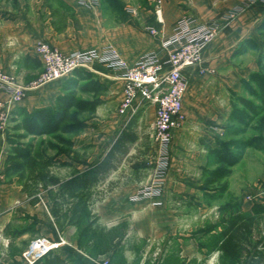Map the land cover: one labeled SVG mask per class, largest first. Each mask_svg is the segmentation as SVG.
<instances>
[{
    "label": "crops",
    "instance_id": "1",
    "mask_svg": "<svg viewBox=\"0 0 264 264\" xmlns=\"http://www.w3.org/2000/svg\"><path fill=\"white\" fill-rule=\"evenodd\" d=\"M17 1L15 9H0V64L8 71L12 67L10 64H19V76L23 79L41 71V62L34 52L39 41L65 52L110 44L124 61L132 65L148 52H155L164 61L167 50L163 42L172 35L176 22L184 16L198 23L218 26L215 36L202 48V62L186 65L182 69L188 82L182 99L186 119L182 128L172 136L167 178L161 196L138 201L132 199L148 182L131 178L116 190L123 195L105 198L98 203L97 211L102 223H126L124 236L129 241H143L138 249L123 250V264H219L218 258L228 257L220 244L230 219L238 213L246 217L251 215L253 222L259 216L264 217V193L255 202L242 201L229 218H217L212 213L216 204L208 205L217 196L208 197L205 194L212 191L206 189L204 182L207 171L218 165L213 155L217 140L223 139L233 125L230 114L236 96H248L242 88L241 79H247L250 72L258 69L254 60L240 62L244 55L257 49H248L237 55L234 50L246 38L258 43V49L263 48L258 34L262 31L259 24L264 18V0L252 3L246 0H160L161 20L156 18L155 0H148L145 7L130 10L126 22L115 25L107 23L99 0H27V10L25 0ZM2 12H5V17H2ZM57 13L67 15L62 33H58L55 27ZM150 27L157 32L151 33L148 30ZM4 38L8 40L3 41ZM85 69L93 72L112 95L111 99L120 103L123 89L121 70L97 59ZM163 70H168V64H164ZM63 81L57 79L26 90L16 106L32 110L54 105L56 96L63 92ZM8 91L0 88V100L7 97ZM154 119L155 104L141 102V95L138 94L133 104L113 119V125L119 128L112 145L124 132V123L127 128L147 129L148 126L153 127ZM85 140L80 137L79 142L74 141V144L84 145ZM141 140L138 134L132 140L127 139L124 142L127 148L125 156L130 153L131 146H140ZM144 145L148 155L157 160V142L149 138V143L144 142ZM4 157L0 134V172ZM57 232V224L48 207L43 208L40 201L32 203L21 185L0 181V264H25L24 245L36 236L54 240ZM126 243L123 241V244ZM156 249L159 252L154 255ZM68 250L71 251H65ZM59 251L55 252L61 254ZM249 260L246 258L245 264H249ZM81 261V264L103 263L100 259L96 261L85 257Z\"/></svg>",
    "mask_w": 264,
    "mask_h": 264
},
{
    "label": "rangeland",
    "instance_id": "2",
    "mask_svg": "<svg viewBox=\"0 0 264 264\" xmlns=\"http://www.w3.org/2000/svg\"><path fill=\"white\" fill-rule=\"evenodd\" d=\"M99 1L102 13L107 23L111 25L126 22L130 16V10L135 7H145L148 4V0ZM17 4V0H0V9H8L10 7L15 9ZM27 6L28 3L27 0H25L24 7L26 10ZM2 17H5V12H2ZM55 17V27L58 33H62L66 25L67 15L65 13H57ZM258 39L261 44L264 43V30L259 31ZM7 40L6 38L3 39V41ZM79 51L83 50L63 52L73 54ZM262 52V47L257 50H252L247 55H244L242 59H240V62L242 61L244 63L248 60H254L257 65L258 61L261 60ZM10 65L12 66L11 69H9L10 71L6 70L1 64L0 70L9 75L12 74L15 83L22 86H27L30 82L38 79L40 75L44 73V67L41 64V71H39L38 74L33 75L31 78L26 77L23 79L19 76V64L15 63ZM48 82H44L37 87ZM0 88L5 89L2 87ZM9 95L10 92L8 91L7 97L0 101H7ZM78 95L83 97V99L93 100L95 106L90 111L82 114L83 126L76 134L69 136L71 140L70 145H66L63 150L59 152L55 150L47 151V154L52 158L53 164L50 167L48 176L40 183L39 190L37 191L38 201L41 202L43 208L46 206L50 209V205L57 196L56 194L62 185L69 184L79 189L78 187L82 186L85 181L89 179L90 176H88V173L97 170L98 167H101L103 162L108 160L106 155L111 148L110 146L112 145L113 138L115 134H117V129L119 128L117 125H113V119L122 112V110H120V103L115 99H111L112 95L107 91V88L102 86L101 90L95 94L78 92ZM106 96H109L108 99ZM16 107L17 106L14 105L13 108ZM1 110L2 108L0 107V113ZM9 114L5 120L4 129H0V134L3 139V153L5 156L8 151L9 141L15 140L13 136L14 131L10 129L13 122L9 121ZM2 121L3 119L0 118V124ZM232 124L238 125L235 122ZM123 131L134 134L135 136L137 134L140 135L142 137L140 146L139 144L131 146L128 150L130 153L127 156L124 154L119 160L107 161L109 162V166L103 171V175L98 177L95 187L93 188L92 204L86 208L79 224H64L62 228L57 226L58 232L54 240L47 236H36L24 245L25 250L23 251V257L25 264H32L34 262L32 257L42 250V248L37 249L38 247L35 245L36 239L42 238L47 240V244H55L50 251L55 252L60 250L59 252L66 258V264H81V258L84 257L96 261L100 259L101 262H103L102 264H123L125 261V257L122 253L124 249L133 251L137 247L139 248L143 245V241L139 242L135 239L129 241V238L124 236L127 232L126 223H118L116 225L112 223H102L100 222L97 211L98 203L102 202L105 198L112 197V195L117 197L123 195L116 190L118 187L124 186L127 180L133 178L149 182L151 179V174L154 169L153 162H155L156 159L153 158V155H148L144 142L148 144L149 138L155 141L154 128L150 126H148L147 129H139L137 127L127 128V124L124 123L122 132ZM227 131L223 139L232 144H235L241 140V138L243 139L254 132L250 128H247L242 134L230 135ZM80 137L84 138V140L87 138L84 145L74 144V141L79 142ZM46 139H49V137L42 136L33 139V137L28 136L24 138V140L21 139L20 142L27 143L30 140H34L36 143H39L41 140ZM231 147V149L236 152V148L234 146ZM152 160L153 162H151ZM135 166H137V172L134 168ZM0 176V181L15 182L22 186L25 181L26 171L25 169L13 171L12 166L5 165L3 161ZM226 183L227 189L222 192L221 195H218L215 200L213 199L208 202L209 206L216 204L217 207L213 208L212 213H215L217 218H229L231 213L238 210V206L242 201L255 202V200H258L261 194L264 193V151L246 148L240 161L231 168V172L226 178ZM258 193L260 194L258 195ZM28 197L31 199L30 196ZM208 213L207 211L206 215H208ZM89 222H92L91 226L87 232H84L83 229ZM263 240L264 217L259 216L254 219L252 231L245 240L238 255L234 258L221 256L218 258L219 264H245L246 258H250L256 248H262L261 243ZM123 241L127 242L126 245L123 244ZM66 249H70L71 251H65ZM156 252H159V249H156L154 253Z\"/></svg>",
    "mask_w": 264,
    "mask_h": 264
},
{
    "label": "trees",
    "instance_id": "3",
    "mask_svg": "<svg viewBox=\"0 0 264 264\" xmlns=\"http://www.w3.org/2000/svg\"><path fill=\"white\" fill-rule=\"evenodd\" d=\"M259 29L264 30V18L259 24ZM258 43L251 38L240 42L234 53L241 54L248 49H258ZM81 81V82H80ZM242 88L248 96L237 95L232 104L231 119L238 125L228 128L230 135H239L250 128L254 132L245 138H241L235 144L224 139L217 140V146L213 149V155L218 163L215 168L207 171L204 182L208 197L221 195L227 188L226 180L231 168L236 165L243 156L246 148L264 151V43L261 60L258 61V69L250 72L247 79H241ZM102 84L96 75L85 68H77L71 76L64 79L63 92L56 96L54 105H45L28 110L23 106H17L9 114V121L13 122L10 129L14 131L15 140L9 141L8 151L4 160L5 165L12 166V170L25 169L26 177L22 184V190L31 197L35 203L39 200L37 191L39 185L48 176L52 166V158L47 154L49 150L61 151L66 145L71 144L70 135L76 134L83 126L82 114L90 111L95 102L80 97L81 93H97ZM31 136L34 138L48 136L49 139L36 143L30 140L27 143L21 139ZM135 135L123 132L117 142L110 146L106 158L107 161L117 160L127 148L124 142L132 140ZM231 146L236 148L233 151ZM103 162L101 167L88 173L89 179L79 189L72 185H62L57 196L50 205V212L59 228L64 224H79L86 208L92 204L93 188L99 176L108 168L109 162ZM136 172L137 166L134 167ZM92 222L85 225L83 231L87 232ZM253 217L242 216L239 213L232 216L223 233L220 244L221 250L234 258L238 255L242 242L251 232ZM262 248H256L251 254L249 264H264V240ZM66 258L61 254L48 251L38 257L32 264H65Z\"/></svg>",
    "mask_w": 264,
    "mask_h": 264
},
{
    "label": "built area",
    "instance_id": "4",
    "mask_svg": "<svg viewBox=\"0 0 264 264\" xmlns=\"http://www.w3.org/2000/svg\"><path fill=\"white\" fill-rule=\"evenodd\" d=\"M246 1L252 3L258 0ZM155 2L156 18L161 20V1L155 0ZM217 28V25L198 23L195 19L184 16L176 22L172 35L163 42L167 50V58L164 61L155 52H148L132 65L124 61L115 47L110 44L67 54L56 46L39 41L35 45L34 52L44 67V73L38 79L27 86H22L15 83L12 74L9 75L0 70V87L10 92L7 101H0L2 108L0 118L3 119L0 129H4L8 114L14 105L23 99L26 90L44 82L65 79L77 68H86L94 59L102 61L109 67L122 71L123 89L120 110L130 107L138 94L141 95V102L155 104L153 132L158 144L159 157L155 161L150 181L137 191L132 199H157L162 194L163 184L167 178L168 149L172 136L174 132L182 128L186 119L182 99L188 82L182 74V69L186 65H197L202 62V48L215 36ZM148 30L151 33L157 32L154 27ZM164 64H168L167 71L163 70ZM200 70L205 69L200 68ZM46 242L44 238L36 239L37 249L42 248V250L32 257L33 261L38 256L46 254L55 245L54 243L46 245Z\"/></svg>",
    "mask_w": 264,
    "mask_h": 264
}]
</instances>
